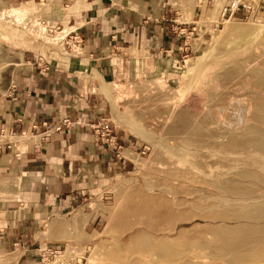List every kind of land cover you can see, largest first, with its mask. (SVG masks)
<instances>
[{
	"label": "rangeland",
	"instance_id": "obj_1",
	"mask_svg": "<svg viewBox=\"0 0 264 264\" xmlns=\"http://www.w3.org/2000/svg\"><path fill=\"white\" fill-rule=\"evenodd\" d=\"M230 1L171 0L184 13L178 24L199 6L202 42L186 30L187 43L169 55L136 49L104 78L80 74L105 107L94 134L121 165L83 189L81 222L68 226L71 238L43 242L38 264L236 263L228 230L263 222L247 214L264 206V0H239L246 7L234 13L224 11ZM47 9L0 0V107L18 92L23 57L48 69L65 51ZM19 132H2V146L27 137ZM151 242L167 244V257Z\"/></svg>",
	"mask_w": 264,
	"mask_h": 264
},
{
	"label": "crops",
	"instance_id": "obj_2",
	"mask_svg": "<svg viewBox=\"0 0 264 264\" xmlns=\"http://www.w3.org/2000/svg\"><path fill=\"white\" fill-rule=\"evenodd\" d=\"M31 1L47 5L43 15L65 33V51L50 56L48 69L37 56L23 57L18 92L0 107V137L14 129L27 135L0 149V264H38L43 242L71 238L83 189L121 165L115 148L94 134L105 107L80 74L104 78L117 63H131V51L158 59L184 47L186 30L199 42L206 32L199 6L178 24L184 13L171 0ZM62 117L71 126L46 136L45 123ZM126 140L116 134L117 145Z\"/></svg>",
	"mask_w": 264,
	"mask_h": 264
},
{
	"label": "bare ground",
	"instance_id": "obj_3",
	"mask_svg": "<svg viewBox=\"0 0 264 264\" xmlns=\"http://www.w3.org/2000/svg\"><path fill=\"white\" fill-rule=\"evenodd\" d=\"M262 146L264 147V142L262 143ZM165 211H168V210L166 209ZM173 212L171 213L173 214ZM247 215H248V218L250 219H256L258 221L261 220L263 222L259 223L258 225H251V226L250 225H237L229 229L228 230L229 234L227 233L228 234L227 246L230 247L232 250H234L233 252H235L236 255H239L236 259L235 264H264V206H261V205L254 206V208H252V210L249 211ZM150 246L151 248L153 247L158 250L161 249L162 254L167 257V253H165L166 249H168L167 244H155L154 242H151ZM244 249L246 251H242ZM241 251L245 253L241 255L238 254ZM114 256L118 260V262L119 261L123 262L124 260L123 252L122 254L117 252L115 253Z\"/></svg>",
	"mask_w": 264,
	"mask_h": 264
},
{
	"label": "built area",
	"instance_id": "obj_4",
	"mask_svg": "<svg viewBox=\"0 0 264 264\" xmlns=\"http://www.w3.org/2000/svg\"><path fill=\"white\" fill-rule=\"evenodd\" d=\"M244 6L246 7V5L244 3H240L239 0H235V1H230L228 3V5L225 6L224 8V11L227 12V11H231V13H234L236 10L240 9V6ZM72 124V121L70 120L69 117H62L59 121L55 122L54 124L52 125H49V124H46V131H45V134L46 136L50 135L51 131H60L63 129V127H70ZM94 125V124H93ZM102 123L99 122L97 125H96V128L98 126H101ZM98 131V130H97ZM2 148V143L0 141V149ZM62 251L61 250H54L53 253H61Z\"/></svg>",
	"mask_w": 264,
	"mask_h": 264
}]
</instances>
